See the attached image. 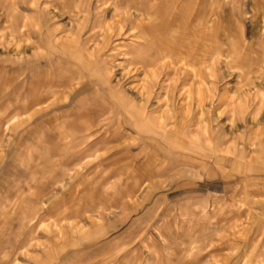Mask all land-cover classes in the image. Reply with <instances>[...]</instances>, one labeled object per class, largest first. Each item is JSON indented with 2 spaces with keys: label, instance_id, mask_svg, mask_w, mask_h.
I'll use <instances>...</instances> for the list:
<instances>
[{
  "label": "rangeland",
  "instance_id": "rangeland-1",
  "mask_svg": "<svg viewBox=\"0 0 264 264\" xmlns=\"http://www.w3.org/2000/svg\"><path fill=\"white\" fill-rule=\"evenodd\" d=\"M0 264H264V0H0Z\"/></svg>",
  "mask_w": 264,
  "mask_h": 264
},
{
  "label": "crops",
  "instance_id": "crops-1",
  "mask_svg": "<svg viewBox=\"0 0 264 264\" xmlns=\"http://www.w3.org/2000/svg\"><path fill=\"white\" fill-rule=\"evenodd\" d=\"M178 19L181 20V18H178ZM116 21L121 22L118 20H116ZM139 22L141 23L142 19H139ZM146 22H147L145 24L146 26L145 25L143 26L140 24L142 26V29L140 30V34L138 35V37L143 39V43L140 46H136L133 49V52H131V54L137 55L135 58H132V59H134L136 61L139 59L140 61L146 63V65H149L153 62V60H155L154 59L155 57H153L154 56V51H153L154 39L152 40V36L155 32H158V31L164 29L166 27V23L165 24H162L160 22L153 23L152 20H148ZM111 24H112V22H110L109 25L107 24L105 26V28L102 29L105 37H111L112 35L115 34L114 29L117 26H115L114 23L112 25ZM120 30H121V26L119 27V31ZM192 36H191V38H189L188 41L183 40V42L180 45L181 47L179 49L186 47L187 49H190L192 51L191 46L194 45L193 46V48H194L198 44V37L195 35L193 37ZM173 43H175V42H173ZM97 44H98V46H97V48H95L96 50L95 49L92 50V56H96L98 59H91V58L87 57L86 62L91 61L92 64L94 63L93 65L98 66V71H99L98 74L102 78H104L105 75H104V68L103 67L105 65L102 63V56L104 54L102 51H100L101 50V47L99 46L100 44L99 43H97ZM175 45L178 47L177 43ZM162 50H163V52L166 51L165 48H162ZM182 53H183V51L181 50L180 53H178V51H177L176 54H178V55L180 54L179 56H182L180 59L183 60L184 62L188 61L190 55H188V56L182 55ZM165 56L167 57L168 53H166V54L164 53L163 57H165ZM63 79H64V77H62V79H61L62 82H64ZM61 86H63V85H61ZM147 93L148 94L150 93V89L147 90ZM214 173L216 174V177L219 179V181H220L219 183H223L224 178L226 177V175L228 173V169H227L226 165H224V158L219 159L218 161L215 162Z\"/></svg>",
  "mask_w": 264,
  "mask_h": 264
}]
</instances>
